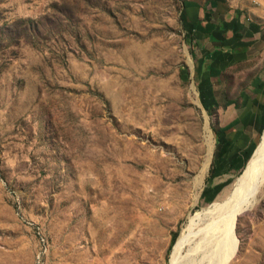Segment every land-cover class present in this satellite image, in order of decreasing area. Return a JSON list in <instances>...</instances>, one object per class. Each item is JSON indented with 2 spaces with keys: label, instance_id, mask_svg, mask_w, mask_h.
<instances>
[{
  "label": "rangeland",
  "instance_id": "obj_1",
  "mask_svg": "<svg viewBox=\"0 0 264 264\" xmlns=\"http://www.w3.org/2000/svg\"><path fill=\"white\" fill-rule=\"evenodd\" d=\"M263 133L264 0H0V264H171ZM255 195L230 264H264Z\"/></svg>",
  "mask_w": 264,
  "mask_h": 264
},
{
  "label": "bare ground",
  "instance_id": "obj_2",
  "mask_svg": "<svg viewBox=\"0 0 264 264\" xmlns=\"http://www.w3.org/2000/svg\"><path fill=\"white\" fill-rule=\"evenodd\" d=\"M204 129V135H194L193 151L197 155L206 153V167L212 158L213 138L207 126ZM263 180L264 133L251 156L244 176L235 185L233 196L225 203L209 207L203 213L197 211L190 216L189 224L196 225L195 230L191 233L182 232L174 246L171 264H230L238 248L235 235L236 220L256 201L255 194ZM109 213L110 209L106 207L105 215ZM186 244L187 248L182 253L181 250Z\"/></svg>",
  "mask_w": 264,
  "mask_h": 264
},
{
  "label": "trees",
  "instance_id": "obj_3",
  "mask_svg": "<svg viewBox=\"0 0 264 264\" xmlns=\"http://www.w3.org/2000/svg\"><path fill=\"white\" fill-rule=\"evenodd\" d=\"M217 49H220V50H226V51H230V50H231V51H236V49L233 50V49H232L230 46H228V45H227V46L219 47V48H217ZM219 145H220V143H219ZM219 158H220L219 156H218V157H217V156L215 157L216 160L219 159Z\"/></svg>",
  "mask_w": 264,
  "mask_h": 264
},
{
  "label": "crops",
  "instance_id": "obj_4",
  "mask_svg": "<svg viewBox=\"0 0 264 264\" xmlns=\"http://www.w3.org/2000/svg\"><path fill=\"white\" fill-rule=\"evenodd\" d=\"M262 27L260 26L259 28H258V30L257 31H260V29H261ZM243 55V54H242ZM241 119V118H240ZM241 121H242V119H241Z\"/></svg>",
  "mask_w": 264,
  "mask_h": 264
}]
</instances>
